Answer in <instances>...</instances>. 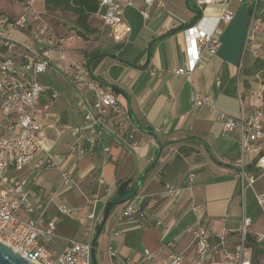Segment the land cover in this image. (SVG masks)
<instances>
[{
    "label": "crops",
    "instance_id": "obj_1",
    "mask_svg": "<svg viewBox=\"0 0 264 264\" xmlns=\"http://www.w3.org/2000/svg\"><path fill=\"white\" fill-rule=\"evenodd\" d=\"M31 1L55 36L69 41L67 58L53 59L40 77L45 92L39 105L50 102L51 96L57 94L50 110L39 119L45 147L60 169H40V157L21 171L12 169L10 175L30 182L32 218L43 226L55 221L56 236L48 246L52 254H59L72 239L92 243L105 206L118 186L130 182L129 187H137L142 180L137 196L110 212L96 244L98 264H121L110 258V247L124 260L146 264H157L174 252H184L191 260L193 230L200 226L206 228L211 245L219 247L206 264H232L224 259L220 237L225 235L226 251H236L246 217L252 219L247 240L250 257L254 264H264V241L258 243L264 237V206L257 201V196L264 193V176L247 188L241 180L242 171L257 174L254 161L264 146L244 153L240 131L226 133L218 118L219 113L235 119L251 117L255 109L249 106L250 100L264 113V73L240 78L239 67L209 54L203 55L191 79L177 73L186 63L184 29L195 20V9L201 17H216L223 6L200 7L197 0H155L145 19L141 14L144 0H130L133 5L125 9L130 32L122 42H116L112 35L98 40L101 21L97 16L90 19L94 32L84 38L77 35L76 16L72 25L62 20L61 13L52 15L55 20L51 22L44 0ZM17 5L19 13L9 14L12 18L22 13V4ZM67 28L70 32L59 33ZM16 37L35 48L49 43L36 42L29 32ZM261 38L264 44V27ZM97 58L90 77L117 95L128 118L122 125L110 121L108 130L116 138L101 136L93 153L86 141L72 152L81 123L78 104L82 98L90 100L85 89L77 90L70 81L73 64ZM258 59H264V54L260 53ZM255 60L246 54L241 70L250 68ZM194 91L209 102L192 106ZM133 130L136 133L131 140ZM0 134L6 135L2 128ZM107 147L109 152L105 151ZM239 160L242 164L237 163ZM63 172L72 173V183H63ZM188 186L191 196L168 194L171 187L180 190ZM93 201H97L95 206ZM130 203L140 204L152 218H120ZM61 205L67 207V213L60 211ZM94 210L96 218L91 221L89 215ZM146 250L153 254L152 260H146Z\"/></svg>",
    "mask_w": 264,
    "mask_h": 264
},
{
    "label": "built area",
    "instance_id": "obj_2",
    "mask_svg": "<svg viewBox=\"0 0 264 264\" xmlns=\"http://www.w3.org/2000/svg\"><path fill=\"white\" fill-rule=\"evenodd\" d=\"M98 19L101 21L98 40L112 35L116 42H122L129 34L130 27L125 20V9L132 6L130 0H98ZM155 0H144L142 16L148 19ZM200 7L205 5H222V11L216 17H201L194 25L184 29L186 63L177 70L181 76L191 79L198 68L204 54L217 56L222 45L221 37L234 20L237 10L245 7L249 10L250 21L243 47L242 59L246 54L258 59L260 53L264 54V44L261 33L264 27V0H197ZM162 6V5H159ZM22 13L12 18L0 12V128L6 135L0 134V242L9 246L34 264H92L91 243L78 240H69L66 247L57 255H53L48 246L56 236V223L49 221L44 226L32 218L33 196L32 186L28 180L18 179L10 175L12 169L23 170L33 161L42 157L40 169H60L44 144V128L39 119L42 113H47L57 99V94L51 96L50 102L39 105V99L45 92L41 82L53 59L65 60L68 50L63 46V40L55 36L51 25L38 13L32 1L22 3ZM29 32V37L36 42L49 43L42 48H35L31 44L16 37L18 33ZM44 43V44H45ZM242 63V61H241ZM70 81L79 91L85 89L90 94L82 98L78 104V113L81 123L76 130V141L71 146L76 151L81 142L89 144V152L93 153L101 143V136L116 138L108 130L110 121L122 125L128 114L122 110L117 95L110 89L98 84L90 77L85 61L73 64ZM241 65L239 66V74ZM262 95V92H260ZM192 106L199 107L209 102L198 91L191 96ZM255 111L249 118L244 116L235 119L225 113H219L218 118L223 122L226 133L240 131L244 153L256 152L264 146V113L254 101L248 102ZM136 130L130 134L134 139ZM256 144L258 146L256 147ZM106 152L110 148H105ZM242 164V160L237 162ZM257 174H248L242 171L241 180L244 188L253 186L264 176V151L254 161ZM63 183L68 185L73 181L70 172H63ZM194 176H190V183ZM191 187L168 190L170 196L179 193L190 194ZM257 201L264 206V193L257 196ZM94 206L97 201L91 202ZM60 211L67 213L65 205L59 207ZM95 210L89 215L91 221L95 220ZM122 219H151L150 213L140 204L130 203L121 212ZM252 219L246 217L243 222L240 247L229 252L224 249L225 235L220 237L219 246L224 259L232 264H254L247 247L249 227ZM194 253L188 260L184 252H174L157 264H206L219 247H213L205 227L200 226L193 230ZM264 241L259 238L258 243ZM108 254L112 259H118L121 264H146L134 260H124L118 257L113 248ZM146 260H152L153 254L145 251Z\"/></svg>",
    "mask_w": 264,
    "mask_h": 264
},
{
    "label": "water",
    "instance_id": "obj_3",
    "mask_svg": "<svg viewBox=\"0 0 264 264\" xmlns=\"http://www.w3.org/2000/svg\"><path fill=\"white\" fill-rule=\"evenodd\" d=\"M250 21L249 10L245 7H240L237 10L234 20L228 25L221 37V47L218 52V57L227 63L239 67L242 61L243 47L245 43L246 33ZM234 81H232L233 83ZM142 185V180L138 183L135 191L130 196V200L137 196V193ZM125 201L116 202L109 201L105 206L104 216L99 225L94 239L91 243V258L92 264H98L97 258V241L100 237L105 224L110 215V209L112 207L124 204ZM0 264H34L22 255L15 253L9 246L0 242Z\"/></svg>",
    "mask_w": 264,
    "mask_h": 264
},
{
    "label": "trees",
    "instance_id": "obj_4",
    "mask_svg": "<svg viewBox=\"0 0 264 264\" xmlns=\"http://www.w3.org/2000/svg\"><path fill=\"white\" fill-rule=\"evenodd\" d=\"M18 3H24L26 0H13ZM45 2V8L46 12L49 15H55L58 13L61 14H73L76 16V27H77V35L80 37H88L89 34L94 32V29L91 27V17L97 16L98 10H99V2L98 0H44ZM2 12V11H0ZM196 12V18L194 21H192L190 24L187 25L186 28L196 24L201 19V14L198 10L195 9ZM263 23H264V17H263ZM99 32V30H98ZM99 61V58L95 60H87V67L89 70L90 75L93 73V70L95 68V65ZM260 72L264 73V59H256L253 65L248 69H242L240 71L239 77H252ZM245 88L248 89L247 82L245 81ZM115 92L117 93L118 90L113 88ZM130 182L122 183L118 186L116 193L110 198L111 201L116 202H130V196L135 191L136 187H129ZM115 207H112L110 209V212ZM99 229V225L97 226V229ZM255 244H253L254 246ZM257 246H259L258 243H256ZM253 250H256V247H252Z\"/></svg>",
    "mask_w": 264,
    "mask_h": 264
},
{
    "label": "rangeland",
    "instance_id": "obj_5",
    "mask_svg": "<svg viewBox=\"0 0 264 264\" xmlns=\"http://www.w3.org/2000/svg\"><path fill=\"white\" fill-rule=\"evenodd\" d=\"M17 3L18 2H15L13 0H0V11H4L8 15L10 14L12 16H16L19 13V7H18ZM49 16H51V17H49ZM49 16H47L48 20L51 21V22H54L55 19L53 18V16H56V14L53 15V16L52 15H49ZM61 18H62L63 21L67 22L66 23L67 25H69L68 23H71V25H72L74 23V21H75V17H74L73 14H64V15H62ZM62 28H64V27H60L59 29H62ZM66 31H67V33L70 32L69 29L67 28L63 32L61 30H59V33L60 34H64V32L66 33ZM68 43H69V41L68 42L67 41H65V42L63 41V46L66 49L69 48L68 47L69 46Z\"/></svg>",
    "mask_w": 264,
    "mask_h": 264
}]
</instances>
